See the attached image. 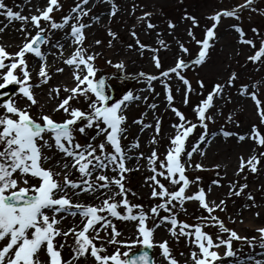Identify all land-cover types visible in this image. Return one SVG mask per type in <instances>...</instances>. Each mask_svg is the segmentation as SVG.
<instances>
[{"label":"snow or ice","instance_id":"obj_1","mask_svg":"<svg viewBox=\"0 0 264 264\" xmlns=\"http://www.w3.org/2000/svg\"><path fill=\"white\" fill-rule=\"evenodd\" d=\"M107 2L112 4L109 15L115 16L118 11L115 0H107ZM253 2L254 0H244L243 4L233 9H222L210 17L215 23L206 28L203 39L196 40L201 47L194 59L186 61L179 56L174 66L160 71L158 75L141 71L135 77H128L143 79L147 83V89L141 91L149 92H155L152 82L160 80L165 87L167 106L178 117V122L172 125L175 134L169 137V147L163 159L155 149L147 157L144 153L138 154V158L148 161L152 175L146 179L151 182V196L158 199V202L146 211L143 205L134 204L128 199L130 190L124 183L125 173L132 171L126 164L131 158L128 153L132 148L139 147V140L136 139L127 149L121 143L127 131L124 127L127 121L124 111L129 103L142 97L135 95L133 90H126L120 98H115L110 81L119 80L121 76L105 74L97 77L100 71L95 64L98 53L89 52L84 43L87 38L85 29L91 26L84 22V17L91 12V8L85 7L90 0H77L68 14L63 15L59 21L52 13L63 7L60 0H47L45 7L36 9L38 14L31 15L22 14L23 6H20V11H14L5 0H0V15L6 16L10 22L16 20L23 22L20 30L24 35V42L15 53H9L3 45H0V69H8L3 74L0 89L15 84L19 86V93L30 102L23 108L17 107L12 99L0 103V107L5 109L0 113V264H79L81 258L86 261L89 256L94 258L96 264H156L155 253L149 250L157 247L161 250L160 254L166 264H180L172 254L167 240H155V231L161 225L167 227L170 235L177 241L184 236L189 239L190 244L195 245L190 253L191 264H215L222 258L214 249H219L221 246L226 249L225 257L234 258L230 264H264V259H257L254 255L239 258L237 256L239 250L233 249V240L246 241L252 248L258 243L259 247L264 249V227L257 229L260 233L258 241L255 237L241 236L235 229L228 228L224 221L214 214L217 209L225 210L226 201L220 200L219 203L210 201L205 188L198 184L202 181V177L189 178L186 174L187 169L192 166L190 163L192 155L197 152L204 155L205 150L201 145L210 144L217 135H222L224 138L235 135L239 141L250 138L264 147V133L257 125H253L250 133L247 134L234 133L223 126L218 132H209V123H215V114L210 111L215 107L214 101L216 98H225V88L234 85L237 74L231 73L224 83H215L211 90L193 106L194 120L189 119L180 108L175 106V96L168 82L174 78L182 82L185 86L183 103L187 105L190 95L196 90L184 75V71L190 66L195 67L206 62L209 50L214 45L217 36L216 27L221 18L234 17L239 20L240 10L251 8ZM253 10L259 11V9ZM149 16H151L149 12L144 14L145 19ZM92 19L98 21L100 17L95 16ZM184 19H191L194 26L199 25V21L194 16L186 14ZM42 21L46 23L42 24ZM29 24L35 29V34L29 31ZM66 27L70 31L65 33V37L69 46L73 47V51L64 58L65 45L60 40L53 41L52 33L53 30H63ZM154 27L156 25L148 21V28ZM174 27L175 24L170 21L169 28ZM233 27L240 34L241 43L256 48L254 40L244 38L243 28L239 25ZM253 31L259 34V29L253 28ZM108 34L114 39L117 36L111 28L108 29ZM131 35L136 38V44L139 45L141 52L145 49L153 52L154 65L157 69H161V58L157 54L159 49H153L150 45L142 43L135 31H132ZM188 35L195 39V34L191 30L188 31ZM101 43L100 40L95 41L97 45ZM159 43L164 48L168 47L163 39H160ZM108 44L111 47L112 41L110 40ZM43 45L49 46L47 50H42ZM128 47L133 46L128 45ZM53 48L58 51L52 52ZM179 48L182 53L190 51L183 42H179ZM26 54H34L40 61L37 84L29 82L31 72ZM49 55L63 58V63L73 69L74 86H63V90L69 95L60 98L59 85L50 89L48 93L49 99L59 98L53 111L63 110L66 118L62 121L44 114L43 109H40L39 117H34L30 111L32 106L38 104L32 89L51 79L47 65ZM262 57H264V38L261 39L259 49L249 57V60L260 61ZM107 63L113 65L112 60H108ZM113 66L120 70L123 76H128L123 61ZM18 68L22 72V77L15 74ZM55 71L63 72L64 69L56 68ZM198 84L201 89L205 87L203 80L198 81ZM258 84L259 82L252 87L258 88ZM248 89L249 85L244 84L239 86L238 91L241 95L251 96L257 105L261 122L264 123V106H262L264 102L258 98L257 91L249 92ZM176 91L180 89L177 88ZM4 95L5 93L0 92V96ZM80 97L86 102L87 107L84 109L70 103L73 100L79 102ZM143 99L146 101L147 97ZM227 99L230 100L231 97L228 96ZM149 107L156 109L157 105L153 103ZM227 119L231 121L232 115L229 114ZM134 122L143 125L141 131L145 127H153L152 124H145L143 119ZM198 127L202 131L198 133L197 141L189 150L188 139ZM89 129H93L95 134L91 135L87 142L80 143L76 133L88 135ZM154 131L157 135L160 133L159 119H156ZM100 136L104 139L96 143ZM152 143H158L155 135L152 137ZM53 147L63 154L61 160H58L54 166L61 168V172H55L53 167H44V163L52 158L45 154L44 149ZM261 158H264V152L254 153L248 159L241 156L237 174L243 172L246 167L253 173L257 172ZM194 167L205 170L203 164H195ZM214 167L218 169L220 165ZM70 168L75 169L79 177L70 178L68 172ZM108 171L115 175H107ZM60 175H63V182L56 179ZM161 177L163 180L160 179ZM32 180L36 182L32 183ZM212 183L220 185L221 181L217 179ZM193 184L197 185V190L189 194L188 190ZM169 185L172 186L171 190ZM247 187V184L237 187V183H232L228 195L239 196ZM208 191H211V187ZM85 193L93 195L100 202L86 204L73 199ZM248 198L254 200L251 193L248 194ZM185 201H197L208 213L207 216L198 217L201 223L188 224L178 218L175 209L179 207L186 211L183 207ZM161 211L167 215L161 216ZM68 216H79V224L74 223L67 229L60 227ZM114 219L136 222V238L117 239L122 233L116 228ZM150 220L154 222L152 226H149ZM205 226L218 227L219 233H227L228 236L225 238L217 234L214 240L213 235L204 230ZM101 231L106 233L104 237L100 236ZM69 236L73 237V243L69 245L71 256L65 259L62 250ZM57 237H61V241H57ZM97 240L103 243L97 245L95 242ZM110 244H116L118 247L108 254L107 245ZM121 248L124 250L121 251ZM42 253L46 259H41ZM258 255L264 256V252ZM184 264H189V261L185 260Z\"/></svg>","mask_w":264,"mask_h":264},{"label":"rangeland","instance_id":"obj_2","mask_svg":"<svg viewBox=\"0 0 264 264\" xmlns=\"http://www.w3.org/2000/svg\"><path fill=\"white\" fill-rule=\"evenodd\" d=\"M101 1V4H105L107 0H99ZM122 2H118L119 6L123 5V8L118 7V11L116 12V15L113 16V18H110L111 21L108 22L103 28L96 31L94 36H90L87 41L85 42V46L89 44H95L96 40L102 41L101 44L95 45V49L93 52L98 53L95 64L100 69V71L97 73V77L103 76L105 74L111 75V74H117L120 75V70L116 69L113 65L117 63L116 58L112 57V51L115 50L116 46L118 45L119 48L122 47L123 44H121V33L127 31L130 27H135L139 19L143 22V29L138 30L135 29L134 31L138 34L139 40L144 44H153L154 49H159L158 53H162V46H160L159 40L163 39L167 46L173 45V47L177 48V55L173 56L172 61L170 62V65L166 67L174 66L176 63V59L179 56H182L186 61H190L196 57L198 54V51L201 47V45L196 43V40L203 39L205 37V31L207 27H210L215 21L210 19L216 12L221 11L222 9H233L239 4H243L244 0H122ZM77 2V0H68L63 2V7L60 10H54L52 15L56 20L60 19L63 15L68 14L69 10L74 6V4ZM5 3L12 7L13 10L15 7H18L19 0H5ZM117 1L115 0V4ZM109 9H112V4L108 5ZM253 9H259V11H255ZM111 12V11H110ZM108 12L106 15H109ZM146 12L151 13V16L144 18V14ZM95 12L91 13V16ZM194 16L198 21L199 25L194 26L191 19H184L185 15ZM110 16V15H109ZM240 19L237 20L234 17H222L221 21L216 27V39L214 42V45L209 50V55L206 59V62L203 65L192 67L190 66L187 70L184 71V75L191 81L193 88L196 90L194 91L189 98V103L185 105L183 103L184 98V85L182 84L179 79H172L168 82L172 86L173 94L175 96L174 104L176 107L180 108L181 111H183L186 116L189 119H195L194 113H193V106L200 100L206 93L211 90L212 86L219 82L224 83L231 73L235 72L237 74V79L234 82L233 86L226 87L225 88V98L224 100L217 101V104L215 105V108L212 113L215 114V121L218 122L217 125L221 126H228L232 129L237 127L238 122V115L231 112V109L235 108V105H233L234 98L232 94L234 92H239V86L240 85H249L248 91H257L258 92V98L264 102V57L261 58L260 61H252L249 60V57L254 55L255 52L259 49L261 46V39L264 38V0H254L253 5L251 8H243L240 10ZM148 21H150L152 24L156 25L154 28H148ZM172 22L175 24L174 28H169V22ZM228 23L229 28H224L222 31L220 30V33L217 31V29L222 25L221 23ZM46 22L42 21V24ZM233 25H239L241 28H243L245 32V39H252L254 40L256 44V48H253L251 45L247 43H241L240 42V34L236 31V29L233 27ZM111 28V30L115 33H117L116 38L109 36L108 29ZM253 28L259 29V34L253 31ZM191 30L195 34V39H193L191 36L188 35V31ZM35 34V32H32ZM127 38L129 40L133 41V45L136 44V38L131 35V32H127ZM112 41V45L116 44L115 46L109 47L108 42ZM24 42V38L21 39V45ZM179 42H183L186 47L189 48V53H182L179 48ZM46 45L42 47V50H45ZM139 47V45H137ZM19 49L13 48L8 49L7 51L9 53H15ZM162 59V56H161ZM108 60H112L113 65H109L107 63ZM26 61L27 64L30 61H39L38 58L34 56V54H26ZM5 63L7 64L8 61L6 60ZM7 68L1 69V73L5 74L7 72ZM159 73V72H158ZM15 74L22 77V72L18 68L15 70ZM51 74V79L47 83L40 84L38 87H34L32 90L35 93L37 101H42V93H46L50 89H52L55 86V75L54 73ZM138 74V73H136ZM135 73L133 75L128 76H121V79H112L110 81V84L114 90L113 95L115 98H120L122 94L126 90H133L135 92L138 88V86H142L147 89V83L143 81V79L137 80L134 78H128V77H135ZM174 75V74H173ZM174 80L175 84H172V81ZM203 80L205 87L203 89L200 88L198 81ZM3 82V78L0 83ZM30 83L37 84L39 83L38 76L31 75ZM258 84L257 87H252L253 85ZM73 85H70L69 87H72ZM12 87L15 89L14 95L11 96L10 99H12L16 106L19 107L21 104V108H23L26 104L30 103L27 101L26 98L23 97L22 93H19V86L15 84H9L7 86ZM179 88L180 90L183 89V92H177L176 89ZM1 90V89H0ZM38 92H41V95L38 96ZM149 93V91H146ZM61 95V94H60ZM69 94H65L60 96L61 98L66 97ZM53 96H55V93L53 92ZM230 96L231 99L228 100L227 97ZM166 97V91L165 87L162 84L160 85V90L158 94L154 96V100L157 101V108L152 109L149 107V105L153 104L154 102L150 100L146 103V105H143L142 107H134L130 108L129 103L127 108L124 111V115L127 116V121L124 125V127L127 128L126 133H124L122 145H124L126 148L128 147V143L130 142L129 139L134 136L136 131H141V128L143 125L140 123H136L134 121H139L143 119L145 124H152L153 127H150V132L152 134V137L155 135L158 143L153 144L152 143V137L151 139H148L149 141L148 148L143 151L144 156L147 157L151 154L153 149H155L160 156L161 159L164 158V155L169 147V137L175 134V129H173L172 125L176 122H178V117L175 116V114L171 111L170 108L167 106V101L165 99ZM216 101V99H215ZM249 101L253 103L254 108H252V111L246 113V117L248 116H254L255 120L253 125H257V127L260 129L262 133H264V123L261 122V118L257 111V105L255 101L250 97ZM59 101L52 102L49 107H46V102H42V104H37L32 106L31 108V114L34 117H39L41 115L40 109H43L44 114L51 115L53 119L57 121H62L66 118V114L63 112V110L60 111H53V109L56 107L57 103ZM76 107H80L82 109L86 108V102L84 101L83 97H80L79 102L76 100H73L70 102ZM22 104L24 105L22 107ZM264 106V104H262ZM5 109L3 107H0V113H3ZM229 114L232 115V120L229 121L227 117ZM156 119L160 120V133L157 135L154 131L155 128V122ZM223 124V125H222ZM252 126L249 128V133L252 129ZM172 127L173 131L168 132ZM149 128V127H145ZM144 129V128H143ZM201 128H197V130L194 131L192 137H190L188 141V147L190 150V146L197 141L198 133L201 132ZM88 135H81L80 133H76L77 139L80 141V143H85L90 139L91 135H94L95 132L93 129L87 130ZM163 133H165V137H163ZM104 137L100 136L96 143H99L100 140H103ZM251 144L254 145V147L257 149V154L259 152H264V147L259 146L255 141L251 140ZM141 148H143L141 146ZM144 149V148H143ZM44 152L46 155H49L51 160L53 162H57L60 156L63 154L58 152L55 147L52 149H44ZM221 160V157L218 159ZM48 162V161H47ZM44 163V165H47V167H52V164ZM144 162L148 161L144 160ZM191 167L187 169L186 174L189 176V178H195L197 176L202 177V181H199L198 184L202 185L205 188V191L207 193V197L210 201H215L217 203L220 202V200L226 201V208L224 211H220L217 209V211L214 213L215 215L219 216L220 219H222L225 223V225L228 228L235 229L241 236L245 237H255L256 241L260 238V233H253L250 235L249 232H246L245 230H239V223L237 221L233 222L232 217H229V215L232 214L233 208L237 206V202L240 198V196L236 195H228L230 190V185L232 183H237V187L239 185L246 184V182L250 179L251 171L246 167L243 172H240L237 174L238 168H233V177H231L229 180H226V176L224 173H221L220 175H217L215 173V170L213 169L212 163H205L201 161V158L192 155L191 157ZM195 164H203L205 170L197 169L194 167ZM149 167V165H148ZM262 167H264V162L262 163ZM149 176L152 175L150 169L148 168ZM262 170L259 173L260 180L264 178ZM79 177V174H74L70 178ZM160 179L163 180L161 177ZM219 179L221 181L220 185H215L212 182L214 180ZM62 180V179H61ZM32 183H35V180L31 181ZM63 182V180H62ZM165 184H168L167 181H164ZM149 187L146 188L145 192H142V195L139 194L140 191H136L133 195V201L134 204L143 205L144 209L147 211L152 206H154L157 202V198H153L151 196V182L148 181ZM209 187H211V191H208ZM169 188L171 190L172 186L169 185ZM214 189H217L218 192L215 194L216 196L214 198H209V196L212 194ZM250 189L255 191L254 194L256 196V200L259 203V207L262 212V219L260 220L259 224L257 225L258 228L264 227V202L261 203V197L264 195V191H259V188L256 184H251ZM197 190V185L193 184L190 186L188 192L189 194L195 192ZM249 200V198H247ZM87 204V203H86ZM184 209L186 211L181 210L179 207L175 209V211L178 213V218L182 221H186L188 224H198L201 223L200 220H198V217L200 216H207L208 213L202 209L197 201H185L184 202ZM257 213V210L254 212H251L250 214ZM260 213V212H259ZM167 215V213L161 211V216ZM114 223L116 225V228H119V219H114ZM154 222L149 221V226H152ZM99 227V225H97ZM205 231L209 232L213 235V238L215 240L216 235H222L225 238H227V233H219L218 227L214 226H205ZM91 234V233H90ZM102 233H100L101 237H104ZM120 240H123L122 238H117ZM132 239V238H131ZM135 239V238H134ZM167 240L169 242V246L172 249V254L180 261V264H184L185 260L189 261V264H191L190 261V253L191 250L195 247V245L190 244L189 239L187 237L181 236L179 241L176 240L175 237H172L170 233L161 239L160 241ZM57 241H61V239H57ZM97 245L103 243V241L97 240L95 241ZM73 243V237L69 236L67 239V244L65 245L64 249L62 250V256L65 259H68L71 256V248L69 245ZM116 248V244H110L107 245V253H112ZM261 249L257 243V246L255 249ZM233 249H238L237 256L241 258V256L251 255V251L254 249L248 245L246 241L243 240H233ZM218 251L221 255V260H223L224 264H228L230 261H232L234 258L232 257H225V247L221 246L219 249H214ZM153 252L155 253L156 258V264H159L162 262V264H166V262L163 260V257L161 256V250L157 247L153 249ZM181 253H184V255H181ZM42 259H46V257H42ZM218 260L215 262V264H220V261ZM221 263V264H223ZM79 264H96L94 258L90 257L85 261L84 258H81Z\"/></svg>","mask_w":264,"mask_h":264},{"label":"bare ground","instance_id":"obj_3","mask_svg":"<svg viewBox=\"0 0 264 264\" xmlns=\"http://www.w3.org/2000/svg\"><path fill=\"white\" fill-rule=\"evenodd\" d=\"M64 1L68 0H60V3L63 4ZM117 3L116 5L120 8H123L122 6H119L118 2L124 3L122 0H116ZM47 0H19L18 7L14 8V11H20L21 7L23 6L22 9V14L23 15H31V14H38L36 9L37 8H43L46 6ZM111 4L110 2H107L105 4H101V1L99 0H90V3L86 5L85 7L91 8V12L89 13L88 16L84 17V22L90 24L91 26L87 29H85L86 32V40L90 36H94L96 31L100 30L103 28L108 22L111 21L110 18H113V16L106 15L108 12L111 11V9L108 8V5ZM95 12L92 16L91 13ZM99 16L100 19L98 21L92 19V17ZM58 19L57 21H59ZM23 22L21 21H9L6 16L0 15V45H3L6 50L8 49H19L21 45V39L24 38V35L21 32V24ZM136 26L135 27H130L127 31L121 33L120 39H121V44L122 47L119 48L118 45L116 46L115 50L112 51V57L116 58L117 62L123 61L125 64V71L128 75H133V73H139L141 71L145 73H150V74H159L158 72L165 70L169 67H166L170 65V62L173 59L174 55H177L178 49L173 47V45H170L167 48H162V53H157L161 59L162 62V68L157 69L154 65V61L152 60L153 52L145 49L143 52L139 50V47L137 45H133V41L129 40L127 38V32H132L135 29H143V22L141 19H139L137 22H135ZM222 25L217 29V31L220 33V30L224 28H229L228 23L224 22L221 23ZM29 31L35 32V29L31 27L29 24L28 26ZM70 31L69 28H65L63 30H53L52 33V40H60L61 43H64L65 48H64V58H67V56L73 51V47L69 46V42L67 38L65 37V33ZM84 42V43H85ZM159 43V42H158ZM96 44H89L86 47L88 48L89 52H93L95 49ZM116 44H113L112 46H115ZM128 45H132L133 47L129 48ZM150 45L151 48L154 49L153 44H146ZM46 49L49 47L46 45ZM161 46V45H160ZM94 48V49H93ZM58 50L53 48L52 52H57ZM47 65H48V71L49 73H54L55 75V88L56 86L61 87L60 91V96L69 94L68 92H65L63 90V86L67 85L68 87L70 85L74 86V80L72 77V72L73 69L70 66H67L66 64L63 63V58L54 56V55H49L47 57ZM173 66V65H172ZM40 67V61H30L28 62V68L31 72V75L38 76V70ZM63 68V72H56V68ZM120 75H122L119 72ZM2 73L0 69V81H1ZM172 79H170L171 81ZM153 86L155 88V92H146V91H141L142 89H146L142 86H138L137 90L134 92L135 95H140L142 99L140 100H134L130 104V108L134 107H142L143 105H146L147 102L152 100L156 105L158 100H154V96L158 94L160 90V85L162 86V83L160 80L153 81ZM172 84L174 83V80L172 81ZM52 88V89H53ZM183 89H181L179 92H183ZM250 92V91H249ZM49 91L46 93H42V101H39L38 104H42V102H46V107H49V105L54 102V101H59V98L57 99H49L48 95ZM41 95V92H38V96ZM234 98L233 100V105H235L234 109H231V112L238 115V123L237 127L232 129L228 126H223L226 130L233 131L234 133H240V134H247L249 133V127L252 126L254 123V116H248L246 117V113H249L252 111V108H254L252 101H249V98L251 96H245L241 95L240 92H234L232 94ZM143 97H147V100L145 101ZM61 98V97H60ZM224 99L216 98V101H214L215 105L217 104V101H221ZM24 105L22 104V107ZM21 107V104L20 106ZM212 108L211 110H213ZM218 122L215 121V123H209V132H218V130L221 128V125H217ZM223 125V124H222ZM174 129V128H173ZM172 127L170 130H168L167 133L173 131ZM163 137H165V133H163ZM152 134L150 132V127L149 128H144L143 131H136L134 136L129 139L128 146H130L136 139L139 140V147L138 148H132L131 151L128 153V155L131 157L126 161L127 167L132 169V171L125 173L126 179L124 181L125 186L127 189H129L128 193V199L132 202L133 201V195L134 193L138 190L140 191L139 194L142 195V192L146 190V188L149 187L148 180L146 177L149 176V171H148V165L147 162H144V158H138L139 153H143L146 148H148L149 141L148 139H151ZM123 140V139H122ZM252 139L246 138L244 141H239L238 138L234 135L232 137L224 138L222 135H217L211 140L210 144H205L201 145V147L205 150V154L201 155L199 152L194 153V155L198 156L201 158V161L205 163H212L213 169L215 170V173L220 175L221 173H226V180H229L231 177H233V168H239L240 165V157L243 156L245 159H248L250 156H252L254 153L257 154V149L254 147L253 144H251ZM141 146L144 148H141ZM127 149V148H126ZM49 156V155H48ZM61 157H59L58 160H61ZM221 157V160H218ZM57 160V161H58ZM264 162V158H261V163L258 165V171L253 173L251 172V177L250 179L246 182L248 185L247 188L244 189L243 193H241L240 198L238 200V204L236 207L233 208L232 214L229 215V217H232V221H237L239 223V230H245L246 232H249L250 235L253 233H259L257 231L258 227L257 225L259 224L260 220L262 219V212L259 207V203L256 200V196L254 194L255 191L250 189L251 184H256L259 188V191H264V178L262 181L260 180L259 173L264 170V167H262V163ZM47 164H52L53 170L55 172H61L62 169L58 167H54L56 165L53 160H48ZM215 165H220V167L217 169L214 166ZM44 167L47 168V165ZM238 170V169H237ZM68 172L70 176L74 173H76L75 169H68ZM78 173V172H77ZM79 174V173H78ZM109 176L115 175V173L108 171L106 173ZM264 175V171H263ZM56 179L60 180L62 182L63 180V175L57 176ZM62 179V180H61ZM218 190L214 189L212 194L209 196V198H214L217 194ZM251 193V195L254 197V200L248 198V194ZM74 200H80L84 203H92V204H98L100 201L95 199L93 195H90L88 193H85L79 197H73ZM119 199V197H117ZM264 202V195L261 197V203ZM249 205H251L249 207ZM257 210V213H254L253 215L250 214L251 212H254ZM80 217H71L68 216L63 223L60 225V227H63L64 229H67L69 227H72L73 224H79ZM242 221V222H241ZM119 228L118 230L121 231L122 235L119 238H122L123 240L125 239H134L136 238V228L135 224L136 222L134 221H123L119 220ZM258 223V224H256ZM101 233L104 235L105 232L101 231ZM169 234L167 227L164 225H161L159 228L156 229L155 231V240L160 241L164 237H166ZM57 239H62L61 237H57ZM118 245H116V248ZM115 248V249H116ZM124 249L121 248V251ZM71 252V250H70ZM264 252V249H253L251 251V255L256 256L257 259H264V256L258 255L259 253ZM250 255V254H249ZM249 255H244L241 256V258H245ZM44 257L43 253L41 254V259ZM224 261L221 260L220 264L223 263ZM224 264V263H223ZM230 264V262L228 263Z\"/></svg>","mask_w":264,"mask_h":264}]
</instances>
